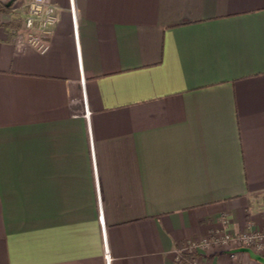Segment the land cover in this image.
<instances>
[{"label":"crops","instance_id":"crops-1","mask_svg":"<svg viewBox=\"0 0 264 264\" xmlns=\"http://www.w3.org/2000/svg\"><path fill=\"white\" fill-rule=\"evenodd\" d=\"M51 2L45 53L0 28V264H107L100 210L109 264L263 231L264 0Z\"/></svg>","mask_w":264,"mask_h":264},{"label":"built area","instance_id":"built-area-1","mask_svg":"<svg viewBox=\"0 0 264 264\" xmlns=\"http://www.w3.org/2000/svg\"><path fill=\"white\" fill-rule=\"evenodd\" d=\"M26 8L27 12L23 17L22 23V33L26 45L39 53H45L49 48L48 40L51 37L52 29L57 22L52 2L51 0H27ZM74 31L76 35L77 28L75 20ZM84 117L88 120L89 112L87 111L86 105ZM99 222L104 237V249L107 257V264H109L101 210L99 211ZM210 244L217 247H230L231 250L247 248L254 254L264 258V230L253 231L247 226L237 235H230L225 231L221 234H215L213 238L204 240L200 243H188L177 252V262H183L184 264H197L193 256L197 255L200 250L207 249Z\"/></svg>","mask_w":264,"mask_h":264},{"label":"trees","instance_id":"trees-1","mask_svg":"<svg viewBox=\"0 0 264 264\" xmlns=\"http://www.w3.org/2000/svg\"><path fill=\"white\" fill-rule=\"evenodd\" d=\"M12 6V4L6 3L5 0H0V28H3L9 36H15L22 29L23 23L19 17L3 21V17L11 14Z\"/></svg>","mask_w":264,"mask_h":264},{"label":"water","instance_id":"water-1","mask_svg":"<svg viewBox=\"0 0 264 264\" xmlns=\"http://www.w3.org/2000/svg\"><path fill=\"white\" fill-rule=\"evenodd\" d=\"M235 252L246 253L250 256L252 260L258 262L259 264H264V258L259 255L254 254L250 249L241 248V249L235 250Z\"/></svg>","mask_w":264,"mask_h":264}]
</instances>
